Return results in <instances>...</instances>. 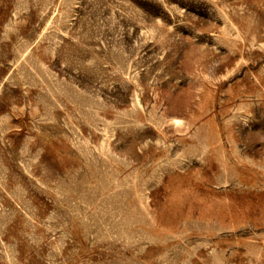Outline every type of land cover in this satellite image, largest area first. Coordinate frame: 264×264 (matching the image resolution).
<instances>
[{
	"label": "rangeland",
	"instance_id": "obj_1",
	"mask_svg": "<svg viewBox=\"0 0 264 264\" xmlns=\"http://www.w3.org/2000/svg\"><path fill=\"white\" fill-rule=\"evenodd\" d=\"M0 264H264V0H0Z\"/></svg>",
	"mask_w": 264,
	"mask_h": 264
}]
</instances>
